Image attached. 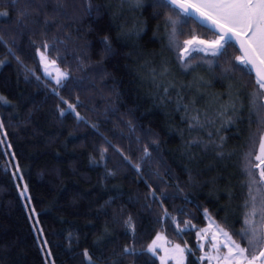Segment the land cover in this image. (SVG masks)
I'll return each mask as SVG.
<instances>
[{
    "label": "trees",
    "instance_id": "trees-1",
    "mask_svg": "<svg viewBox=\"0 0 264 264\" xmlns=\"http://www.w3.org/2000/svg\"><path fill=\"white\" fill-rule=\"evenodd\" d=\"M5 10L0 264H88L85 250L94 264H160L144 251L160 231L187 243L186 264H203L197 233L208 222L205 210L242 246L238 233L253 205L264 228L255 159L264 135V95L257 93L264 91L251 67L235 60L241 52L234 42L222 57L193 54L184 67L169 43L168 10L153 17L152 0L141 7L129 0H0ZM21 12L26 19L18 23ZM184 28L180 41L190 30L215 39L198 23ZM45 42L48 57L69 73L59 86L42 74ZM126 246L136 251L124 253Z\"/></svg>",
    "mask_w": 264,
    "mask_h": 264
},
{
    "label": "snow or ice",
    "instance_id": "snow-or-ice-1",
    "mask_svg": "<svg viewBox=\"0 0 264 264\" xmlns=\"http://www.w3.org/2000/svg\"><path fill=\"white\" fill-rule=\"evenodd\" d=\"M129 2L135 7H141L144 0H129ZM152 7L155 9L153 17L161 15L162 9L168 10L164 22L166 26H170V30L168 31L169 43L170 46H174L179 50L178 59L183 63L184 67L189 66V61L193 54L210 53L213 57H222L227 47L235 41L238 42L239 51L242 53L240 56L235 57V60L244 68L249 65L255 67L256 84L260 90H264V0H152ZM8 14L7 10L0 12V15L3 16H8ZM17 19L18 23H23L26 19V13L21 12ZM189 22L198 23L199 26L213 32L215 39H201L195 34L194 30H190V38L180 41L179 36L185 34L184 26ZM103 42L106 48H110L107 37L104 38ZM43 47L45 51L39 53L40 62L44 65L46 75H51L49 72L50 66L55 70V83L59 86L68 78L69 73L61 71L56 67L55 60L49 62L46 52L50 45L47 42L44 43ZM17 59L19 58L17 57ZM229 64L231 67L236 66L232 64V61H229ZM229 70L228 68L225 69V71ZM53 91H56V89H53ZM257 95H264V92H258ZM61 99L63 100V97ZM65 103L67 102L65 101ZM253 103H256V101L253 100ZM68 109L75 111V105L68 104ZM63 112L64 110H61V115H63ZM76 116L78 119H82L79 113H76ZM193 119L199 123L198 117H193ZM228 123H232L231 118H229ZM0 127H3L2 123H0ZM223 139L221 137V142H223ZM259 150L260 154L255 159L260 161V164H264V138L260 141ZM106 151L107 148L102 150V157ZM143 154L144 157L151 155L147 146H145ZM250 155L251 153H249ZM248 164L251 165L250 160ZM259 166L256 165V167ZM135 167L139 171L140 165L136 164ZM246 170L251 176V168H247ZM259 179L261 182H264V168L260 170ZM253 182H256L255 177H253ZM26 192L27 186H25L24 192L21 195L24 196ZM150 194L154 196L155 190L153 189ZM255 199V197H252L253 202H255ZM205 215L207 216V210H205ZM256 215L257 212L253 205L252 211L245 216V227L238 233L241 239L245 240V246L243 247L227 231L217 226V234H214L210 241L211 247L217 253V256L208 258L219 259L223 264H257L258 261L260 264H264V247H261V245H264V228L255 226L253 218ZM164 216L174 222L176 221V218L172 217L167 210H165ZM126 224L134 230L131 217H128ZM184 227H194V225H191L190 221H184ZM38 230L42 232V229ZM176 230L182 232L184 229L180 228L179 224H177ZM218 235H222L223 240H219ZM197 236L201 240L206 239V230L202 229L201 232L197 233ZM161 239V234L157 233L156 238L147 245L144 251L156 255L158 249L161 247L157 241ZM221 245L227 249L226 252L221 253ZM199 247L203 248L204 245L200 244ZM123 251L124 253H134L136 250L126 246ZM165 251L167 252V249ZM173 251L179 253L181 259L178 264H182L185 248L175 245ZM188 251L190 252L191 249H188ZM83 255L88 264H94L87 250L84 251ZM166 259L167 257H161V264H165ZM200 259L203 260L205 257H201Z\"/></svg>",
    "mask_w": 264,
    "mask_h": 264
},
{
    "label": "rangeland",
    "instance_id": "rangeland-1",
    "mask_svg": "<svg viewBox=\"0 0 264 264\" xmlns=\"http://www.w3.org/2000/svg\"><path fill=\"white\" fill-rule=\"evenodd\" d=\"M168 39H169V36H168ZM40 52H44V51H40ZM46 56L48 57L47 54H46ZM48 60L50 62L51 60H54V59L48 57ZM56 67H58L61 71L66 72V70L63 69L59 64H57V62H56ZM42 70H43V73H42L43 76H45L48 79L55 81L56 72L51 66L49 67V72L51 73V75L45 74L43 64H42ZM263 138H264V135H263ZM259 154H260V150L258 151V155ZM259 163H260V161H259ZM259 165H260V167H259L260 169L264 168V164H259ZM24 200L27 202V199H24ZM28 210H30L29 207H28ZM256 212H257V215L253 218L254 224L257 227L262 228L263 221L261 219L262 218L261 208L258 207V209H256ZM29 213H30L31 221H32L33 225L35 226V224H36L35 215L33 216L31 211H29ZM207 218H208L207 224L198 231V233H199V232H201L202 229H204L207 232V238L203 239V240L200 239V241H199V245L200 244L204 245V247L201 248V253L199 255V259L201 257H205V259H203V260L200 259L203 264H223V262L219 259H209L208 258V257H216L217 256V253L215 251H213V249L211 247V243H210L211 237L214 234H217V226H219V228H222L225 231H227L229 233V235H231V234L227 229H225L222 225H220L212 216L207 215ZM159 233L161 234L162 239L157 241V243L159 245H161V247L158 249L156 255L159 257L160 264H161V257H167L165 264H178V262L180 261L181 258H180L179 253L173 251V248L175 247V245H180L181 247L185 248V252L183 253L182 264H186L187 263V243L185 241L179 240V239L178 240H170L168 238V236L163 231H160ZM201 234L203 235V233H201ZM156 236L154 237V239L156 238ZM232 238L236 241V239L233 236H232ZM218 239L223 240V236L218 235ZM237 243H239V242H237ZM188 248H189V245H188ZM165 249H167V252L165 251ZM226 251H227V249L223 248V246L221 245V253L226 252ZM47 261L49 263L48 258H47ZM49 264H51V263H49ZM257 264H260V262H257Z\"/></svg>",
    "mask_w": 264,
    "mask_h": 264
},
{
    "label": "water",
    "instance_id": "water-1",
    "mask_svg": "<svg viewBox=\"0 0 264 264\" xmlns=\"http://www.w3.org/2000/svg\"><path fill=\"white\" fill-rule=\"evenodd\" d=\"M237 46H238V48H239V44H238V42H235V41H233ZM242 54V53H241ZM250 67H251V69L253 70V72L255 73V75H256V69H255V67H253V66H251V65H249ZM259 262V261H258Z\"/></svg>",
    "mask_w": 264,
    "mask_h": 264
}]
</instances>
